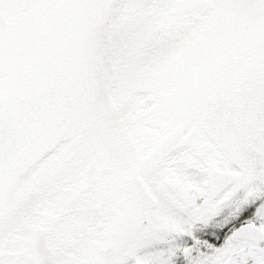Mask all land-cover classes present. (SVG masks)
<instances>
[{
    "label": "snow or ice",
    "instance_id": "6c2138e0",
    "mask_svg": "<svg viewBox=\"0 0 264 264\" xmlns=\"http://www.w3.org/2000/svg\"><path fill=\"white\" fill-rule=\"evenodd\" d=\"M0 264H264V0H0Z\"/></svg>",
    "mask_w": 264,
    "mask_h": 264
}]
</instances>
